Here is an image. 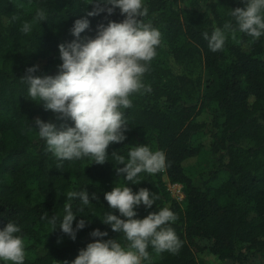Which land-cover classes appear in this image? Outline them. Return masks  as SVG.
<instances>
[{
    "label": "trees",
    "instance_id": "1",
    "mask_svg": "<svg viewBox=\"0 0 264 264\" xmlns=\"http://www.w3.org/2000/svg\"><path fill=\"white\" fill-rule=\"evenodd\" d=\"M151 22L162 34L157 55L145 74L150 93L136 94L124 110L126 139L108 148L103 164L91 159L57 160L33 127L39 117L58 121L50 110L29 99L22 81L26 69L35 75H55L60 64L58 44L73 39L70 28L86 17L92 4L85 0H0V228L9 219L22 229L25 264H62L95 239H119L100 220L110 209L104 192L126 185L123 164L131 146L148 145L165 155V167L154 175L142 172L133 192L147 188L158 196L151 208L142 204L137 218L169 206L178 219L171 225L182 241L176 254L157 255L149 248L151 264H264V36L255 42L238 30L222 50L212 52L202 34L223 27L232 8L242 0H145ZM38 8L48 19L25 35L22 24L32 21ZM93 37L98 24L119 22L111 15L87 17ZM87 164V165H86ZM181 185L178 200L167 183ZM90 194L86 221L75 240L59 227L51 231L47 219L62 217L69 191ZM96 199H91V194ZM59 223V219L57 220ZM75 227V220L73 222ZM209 258V259H208ZM210 260V261H209Z\"/></svg>",
    "mask_w": 264,
    "mask_h": 264
},
{
    "label": "clouds",
    "instance_id": "2",
    "mask_svg": "<svg viewBox=\"0 0 264 264\" xmlns=\"http://www.w3.org/2000/svg\"><path fill=\"white\" fill-rule=\"evenodd\" d=\"M243 7L232 8L231 20L223 27H214L209 34H202L210 51L223 49L226 40L238 30L255 42L264 36V0H242ZM92 4V10L86 17L76 19L70 28L71 41L58 44V71L55 75H35L38 66L26 69L22 81L27 85L30 100L42 104L50 110L58 121L72 122L59 125L43 121L37 117L33 127L38 138L47 150L60 161L91 159L103 164L108 160V148L113 143L126 139L128 124L124 110L133 106L136 94L150 93L151 86L145 83V74L157 55L161 44V32L151 22H145L148 15L145 0H85ZM116 9L124 17L121 21H109L98 24L93 37H81V33L90 29L87 17L107 13ZM48 19L44 8H38L32 21L22 24L25 35L33 32L35 26ZM111 155L123 164L116 168L117 174H124L126 185L114 186L104 192V199L110 209L119 215L107 211L103 224L109 225L113 232L122 234L125 243L119 239H103L106 231L94 229L90 233L95 239L78 251L71 261L62 264H151L149 248L159 255L164 252L176 254L182 247V241L171 227L178 219L169 206L149 212L143 218H137L136 209L142 204L151 208L158 196L147 188L133 192L129 183L137 184L142 172L154 175L165 167V155L162 151H153L148 145L131 146L127 158L115 151ZM87 165V164H86ZM96 199V194H91ZM68 203L64 205L62 217L45 216L51 225V231L57 227L69 238L75 240L79 230L86 227L83 218L84 207L74 210L72 201L79 200L88 206L90 194L85 188L69 191ZM59 219V223L57 220ZM75 220V227L73 222ZM26 243L21 227L9 219L0 228V264H25Z\"/></svg>",
    "mask_w": 264,
    "mask_h": 264
},
{
    "label": "built area",
    "instance_id": "3",
    "mask_svg": "<svg viewBox=\"0 0 264 264\" xmlns=\"http://www.w3.org/2000/svg\"><path fill=\"white\" fill-rule=\"evenodd\" d=\"M168 189L172 192V195H174L178 200L183 198V192L181 190V185L177 183H167Z\"/></svg>",
    "mask_w": 264,
    "mask_h": 264
},
{
    "label": "rangeland",
    "instance_id": "4",
    "mask_svg": "<svg viewBox=\"0 0 264 264\" xmlns=\"http://www.w3.org/2000/svg\"><path fill=\"white\" fill-rule=\"evenodd\" d=\"M209 259V258H208ZM210 261V260H209ZM208 264H211V262H208Z\"/></svg>",
    "mask_w": 264,
    "mask_h": 264
}]
</instances>
